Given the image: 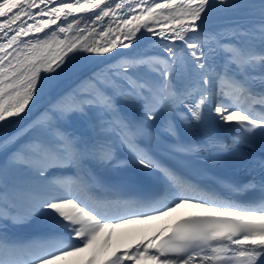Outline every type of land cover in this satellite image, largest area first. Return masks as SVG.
Listing matches in <instances>:
<instances>
[{"label":"snow or ice","instance_id":"1","mask_svg":"<svg viewBox=\"0 0 264 264\" xmlns=\"http://www.w3.org/2000/svg\"><path fill=\"white\" fill-rule=\"evenodd\" d=\"M209 6L210 0H0V124L22 119L45 88L79 79L86 64L133 47L145 32L163 53L121 55L0 139V149H12L0 165V221L37 217L51 225L32 238L0 225V264H264V197L220 199L141 143L160 131L151 123L159 114L202 123L206 109L234 133V144L247 145L257 131L264 137V90L252 87L257 80L264 86V50L240 43L255 32L264 39V2L258 28L227 35L202 31ZM142 67L147 71L136 76ZM162 131L175 136L174 122L167 119ZM205 149L222 153L227 143L209 136L203 145L173 146L178 154ZM129 161L159 172V199H128L122 189L95 204L81 199L77 188L92 190L86 165ZM247 187L230 186L234 193ZM184 206L199 211L138 238L115 231ZM114 237L123 247L112 246Z\"/></svg>","mask_w":264,"mask_h":264},{"label":"bare ground","instance_id":"2","mask_svg":"<svg viewBox=\"0 0 264 264\" xmlns=\"http://www.w3.org/2000/svg\"><path fill=\"white\" fill-rule=\"evenodd\" d=\"M215 2H218V0H210V7ZM262 2H264V0H228V5L218 4V7L211 9L209 7L207 11V15L205 16L201 24V29L203 32L209 34L224 33L225 35H227L228 33L226 30L232 28L238 27L241 30L248 29L251 27L258 28L259 20H260V4ZM237 4L250 5L251 7H241V8L234 7V5ZM96 38L99 39L98 36ZM232 43H236V41H232ZM240 43L248 47L254 48L257 51H258V47L261 45V47L259 48H261V50H264V39H261L259 32L252 33L250 36L249 35L242 36ZM141 52H149L152 54H157V53L163 54L161 48L159 47V41L157 40V38L151 37L148 33L145 32L143 36L138 41L135 42L133 47L128 49L118 47L115 50L114 54H109V56L107 57L95 58L91 63L86 64L79 79H83L86 76L91 75L93 71H97L99 69L107 67L108 65L115 64L116 60L121 55H135ZM217 62L220 63L219 58H217L216 63ZM145 71H147V69L142 67L138 72L135 73V75L140 76ZM79 79H77V77H69L66 79H62L58 87H56L55 89L50 90L48 88H45L43 92L38 93V98L34 100V103H31L30 110L27 112L26 116H23L22 119L10 120L7 126L5 125L0 126V135L8 127L10 129L14 128L17 130L24 127L25 123L30 122L32 117L36 116L40 112V110L35 112L36 109H40L42 107H48L50 102L47 101L50 98L55 97V95L59 93L67 92L69 91V89L75 88L76 87L75 85L79 82ZM257 82H259V80H257ZM257 82L255 84H257ZM209 113L210 110L206 109L204 122L208 132H210V135L217 137L219 140L223 142H226L227 143L226 150L239 149V147H241L240 144H234L233 141L230 140L233 136L230 134L231 131H229L228 129L222 126H218L215 118L211 116ZM162 116L171 119L174 122L176 135L173 137L175 139H177L179 142L182 143L199 145L198 144L199 136L194 121H191L190 123L188 121H181L179 120V118L176 116L175 113H173L170 117L165 113L159 114L158 117L160 121H162ZM160 121H157L158 123H152V124H154V126H156L157 128H162ZM76 127H80V126H76ZM228 141H230L231 143H228ZM136 168H138L139 172L141 173L144 172L149 178L156 177L158 178V181H160L159 172L144 169L133 161L128 162L124 166L118 167L117 169L124 170L125 172L132 174L133 169ZM178 211L179 210L175 211V213H177ZM170 214L171 213H169L167 216H169ZM164 218H166V216L147 220L141 224L125 226L124 229H119V234L125 232V230L130 229L131 230L130 234L136 236L137 238L139 235H148V234L150 235L159 229V226L164 222Z\"/></svg>","mask_w":264,"mask_h":264},{"label":"rangeland","instance_id":"3","mask_svg":"<svg viewBox=\"0 0 264 264\" xmlns=\"http://www.w3.org/2000/svg\"><path fill=\"white\" fill-rule=\"evenodd\" d=\"M7 147H8V146H7ZM7 147H6V148H7ZM0 151H1L0 156H5V157L8 156V155H5V154H6V153H5V148H4V149H0ZM3 152H4L5 154H4ZM7 158H8V157H7ZM3 163H5V162L2 161V162L0 163V165H2Z\"/></svg>","mask_w":264,"mask_h":264}]
</instances>
